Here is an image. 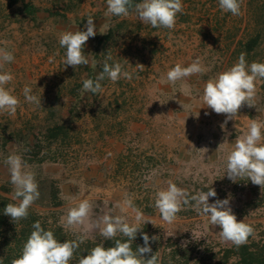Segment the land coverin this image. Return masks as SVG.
Wrapping results in <instances>:
<instances>
[{
  "label": "rangeland",
  "instance_id": "rangeland-1",
  "mask_svg": "<svg viewBox=\"0 0 264 264\" xmlns=\"http://www.w3.org/2000/svg\"><path fill=\"white\" fill-rule=\"evenodd\" d=\"M239 2L240 14L232 15L220 9L219 0H182L183 13L173 29H166L143 23L133 8L128 16H106L107 0H0V49L14 57L0 62V74L13 76L5 87L20 102L15 114L0 111V195L19 203L5 164L9 155L19 154L38 184L40 196L28 211L39 215L40 224L60 225L71 237L102 242V217L119 215L140 228L134 239L138 247L144 246L143 234L149 236L159 260L212 264L234 246L222 239L219 226L192 207L167 223L155 208V194L169 181L190 194L211 187L217 196L209 203L229 199L237 221L254 229L247 243L264 250V188L246 178L233 182L225 173L236 139L247 134L252 120L264 123V79L255 82V106L245 104L226 124V115L201 99L207 81L232 67L241 53L249 65L264 63V0ZM89 16L97 32L84 47L89 64L65 66L59 37L86 31ZM108 54L109 63L120 62L133 78L112 82L106 77L102 92L82 91L83 80L99 75ZM197 59L202 74L175 84L167 80L177 63L187 67ZM26 86L41 97L42 106L25 100ZM55 123L68 125L69 137L61 144L42 142L39 154L48 158L27 162L26 144L41 140L44 128ZM129 199L155 210L128 207ZM84 200L92 204L89 217L66 227L68 210ZM134 209L142 213L141 220ZM14 226L10 216L0 225L2 260L9 252L14 258L21 255L24 243L10 250ZM172 250L177 251L170 259ZM78 260L73 257L69 264ZM234 260L231 255L228 263Z\"/></svg>",
  "mask_w": 264,
  "mask_h": 264
},
{
  "label": "clouds",
  "instance_id": "clouds-1",
  "mask_svg": "<svg viewBox=\"0 0 264 264\" xmlns=\"http://www.w3.org/2000/svg\"><path fill=\"white\" fill-rule=\"evenodd\" d=\"M219 7L232 15L240 14L239 0H219ZM130 8L134 9L140 21L150 24L153 28L173 29L177 14L183 13L182 0H141L134 5L133 0H107L105 15L128 16ZM85 28L86 31L65 32L59 37V45L66 49L65 66H72L75 69L78 66L89 64L84 47L89 38L97 34L96 25L91 16L87 18ZM13 59L11 52L0 49V62H11ZM112 59L110 54L106 56L103 70L95 80H83L82 91L93 94L102 92L101 81L106 77L112 82H117L121 78L127 80L133 78V74L125 70L120 62L109 63ZM136 66L141 69L145 68L142 64ZM204 71L199 59L187 67H182L177 63L167 72V80L175 84L179 80L194 74H202ZM258 78L264 79V63L252 62L249 65L245 54L241 53L238 62L232 67L219 73L215 79L207 81L201 97L203 104L216 114H225L224 123L226 124L228 120L237 116L239 109L245 104L248 107L255 106V82ZM12 79L13 76L9 73L0 74V111H6L9 114H15L20 103L18 98L5 87ZM32 91L27 86L23 89L25 100L41 105V97L33 95ZM262 129H264V123L252 120L247 134L243 138L236 139L234 148L226 159L225 173L231 181L236 182L246 178L252 184L264 188V143H261L264 134H262ZM5 164L10 172V182L14 186L13 198L19 200V203H8L3 210L4 214L10 216L12 221L26 219L29 207L40 196L35 175L25 170L27 164L19 154L9 155ZM216 196L215 189L211 187L208 191L202 190L196 194H190L169 181L167 189L159 190L155 194V208L159 210L165 222L173 223L183 208L192 207L198 213L207 215L212 225L219 226L220 236L224 241L231 242L237 247L246 244L248 238L254 233L253 227L243 221H237L229 199H216L214 203H209V198ZM125 204L133 207L130 199L126 200ZM91 211L92 204L88 200L80 202L77 207L68 210L65 226L84 224ZM135 211L136 220H141L142 213ZM102 224L104 226L100 229L101 235L104 239L114 240L115 246L105 248L102 243L98 244L88 251L86 256H81L78 264H159L158 254H151L149 236L146 233L143 234L144 246L133 250L131 244L140 229L138 226L130 225L125 217L119 215L114 217L104 215ZM96 226L99 227V224ZM32 227L34 230L23 245L21 255L13 259L11 264H69L80 244L84 242V238L80 236L75 240H66L61 243L55 238L54 233L46 231L39 221L35 222ZM118 233L126 237L127 241L114 239ZM151 239L156 240L158 237L153 236ZM145 254H151L150 258L145 259ZM0 264H3L2 259H0Z\"/></svg>",
  "mask_w": 264,
  "mask_h": 264
},
{
  "label": "trees",
  "instance_id": "trees-1",
  "mask_svg": "<svg viewBox=\"0 0 264 264\" xmlns=\"http://www.w3.org/2000/svg\"><path fill=\"white\" fill-rule=\"evenodd\" d=\"M141 0H133V5L135 3H139ZM26 4V8H27ZM31 6V5H30ZM132 8H130L131 10ZM249 45V44H248ZM248 48L250 49L251 46L249 45ZM89 79H95L94 75L91 74L89 76ZM42 133V139L37 140L36 142L29 144L27 143L28 151L30 154L26 156L25 160L27 162L31 161H37L41 162L48 158L47 154H39L40 150L42 148L41 143L47 142L49 145L53 144H61L63 142V139L66 137H69V126L65 124L55 123L49 126H46ZM5 142L2 143L3 146H5ZM53 159V158H52ZM10 203V199L8 197L0 195V225L2 222L7 219V215H4L1 213V210L6 207V205ZM135 207H138L145 211L146 213H153L155 208L149 203L145 204H132ZM39 215H36L34 212L28 211V217L26 219H21L19 221H13L15 222V226L12 228L14 235V239L12 240L13 244L10 245V250H13L14 247H18V244L20 243H26L28 237L30 236L31 232L34 230L32 225L39 220ZM41 226L46 231H52L54 233L55 238L63 243L66 240H75V237H71L67 235V233L63 230V228L60 225L55 224H48L47 222H43ZM114 239H120L122 242L127 241V238L122 236V234H117V236ZM103 244L105 248L114 247L115 242L114 240H107L104 239L102 242H96V241H90V240H84L82 244H80L79 249L74 253L75 259H79L81 256H86L88 254V251H90L93 247H95L98 244ZM138 242L135 240L132 241V248L135 250L138 247ZM12 245V246H11ZM15 248V249H16ZM177 250L171 251V258H174V253ZM156 250L152 249L151 254H155ZM151 254H145L144 258L149 259ZM165 255V254H164ZM233 255L235 256V260L231 263H228L229 257ZM159 258V256H158ZM15 259L14 256L11 255L9 252L4 256L3 264H11V261ZM159 264H173V262H169V259H167L165 256H162L159 260ZM212 264H264V250L260 247H254L251 243H246L244 245H241L239 247L233 246L232 248H226L224 250V254L222 256V260L213 262Z\"/></svg>",
  "mask_w": 264,
  "mask_h": 264
}]
</instances>
